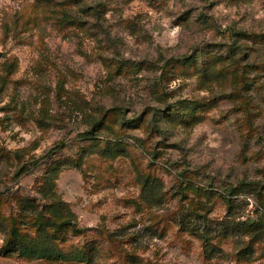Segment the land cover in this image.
<instances>
[{
  "label": "rangeland",
  "instance_id": "obj_1",
  "mask_svg": "<svg viewBox=\"0 0 264 264\" xmlns=\"http://www.w3.org/2000/svg\"><path fill=\"white\" fill-rule=\"evenodd\" d=\"M0 264H264V0H0Z\"/></svg>",
  "mask_w": 264,
  "mask_h": 264
},
{
  "label": "trees",
  "instance_id": "obj_2",
  "mask_svg": "<svg viewBox=\"0 0 264 264\" xmlns=\"http://www.w3.org/2000/svg\"><path fill=\"white\" fill-rule=\"evenodd\" d=\"M245 35H247L245 33ZM263 39V37L261 36V40ZM260 40V41H261ZM263 43V42H260ZM19 252L21 255L23 256H36L39 258H54V259H62L64 257H66L67 255L64 253H58L56 250L54 249H42L39 247H33V246H21L19 248ZM73 259H84V257H82L80 254H76V253H70V256Z\"/></svg>",
  "mask_w": 264,
  "mask_h": 264
}]
</instances>
